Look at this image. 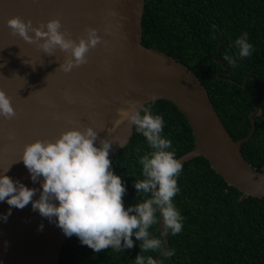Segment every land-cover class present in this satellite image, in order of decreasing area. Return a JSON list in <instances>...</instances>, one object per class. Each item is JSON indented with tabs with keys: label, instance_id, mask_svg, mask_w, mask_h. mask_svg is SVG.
<instances>
[{
	"label": "water",
	"instance_id": "1",
	"mask_svg": "<svg viewBox=\"0 0 264 264\" xmlns=\"http://www.w3.org/2000/svg\"><path fill=\"white\" fill-rule=\"evenodd\" d=\"M144 9L145 0H0V89L15 110L11 118L0 116V174L10 167L6 175L36 188L37 199L40 183L32 182L19 160L25 145L37 139L54 141L73 127L92 126L98 131L97 145L106 137L112 141L110 158L134 133V126L120 121L118 110L155 95L171 101L192 128L195 147L178 158L183 164L204 157L229 186L264 198V171L252 168L242 153L260 112L257 88L251 131L235 141L199 77L174 57L143 44ZM15 16L31 20L33 27L59 19L60 31L77 42L87 28L97 29L102 39L89 50L86 63L65 73L59 65L67 54L57 48L48 55L37 43L14 34L7 21ZM217 61L229 68L222 59ZM9 207L0 202V213ZM158 227L162 230V224ZM68 239L55 223L33 211L31 202L23 209L12 207L7 222L0 221V264H59ZM165 241L168 246L167 237Z\"/></svg>",
	"mask_w": 264,
	"mask_h": 264
},
{
	"label": "trees",
	"instance_id": "2",
	"mask_svg": "<svg viewBox=\"0 0 264 264\" xmlns=\"http://www.w3.org/2000/svg\"><path fill=\"white\" fill-rule=\"evenodd\" d=\"M142 26L144 45L174 57L199 77L235 141L251 131L257 88L262 111L242 153L252 168L264 171V0H145ZM213 26L215 39H211ZM244 31L249 33L252 54L238 59L235 70V64L224 69L217 60L224 54L235 58L233 41ZM249 77L254 79L242 86ZM153 111L163 114V135L172 140L177 158L194 149L192 128L171 101L156 100ZM137 148L143 154L147 144L134 128L129 143L110 157L127 188L125 207L139 199L132 186L141 171ZM178 186L174 202L184 217L183 230L167 236L176 254L163 264H264V198L246 196L229 186L204 157L183 164ZM138 244L123 253L110 248L96 253L73 235L59 264H133L141 251Z\"/></svg>",
	"mask_w": 264,
	"mask_h": 264
},
{
	"label": "clouds",
	"instance_id": "3",
	"mask_svg": "<svg viewBox=\"0 0 264 264\" xmlns=\"http://www.w3.org/2000/svg\"><path fill=\"white\" fill-rule=\"evenodd\" d=\"M7 25L24 41L37 43L48 55L57 48L65 52L67 58L59 65L65 73L86 63L87 53L102 39L97 29L87 28L86 36L77 42L60 31L59 19L33 27L31 20L25 22L15 16L8 19ZM215 38L213 26L211 39ZM233 46L235 58L222 55L229 66L249 57L254 50L247 31L235 38ZM66 99L71 101L67 94ZM156 100L157 96L152 95L147 102L132 103L127 109L118 110L120 121L134 126L147 144L143 154L136 149L141 171L132 182L139 197L134 204L125 207L123 197L127 188L122 177L114 172L109 158L112 141L106 137L97 145L98 131L92 126L73 127L54 141L37 139L25 145L19 160L26 166L32 182L40 183L37 199H33L36 188L6 175L10 167L0 174V202L10 206L6 213H0V221L7 222L12 207L23 209L31 202L33 211L55 223L65 236L76 235L82 245L96 253L109 248L123 253L139 242L141 251L134 264H163L164 259L174 257L175 249L166 246L165 238L169 233L175 236L183 230L184 217L174 202L180 191L178 177L183 163L176 157L172 140L163 135L164 116L153 111ZM14 115L11 98L0 89V116L7 119ZM161 224L162 230L153 228ZM43 228L40 224L38 231ZM153 252L157 255H145Z\"/></svg>",
	"mask_w": 264,
	"mask_h": 264
}]
</instances>
